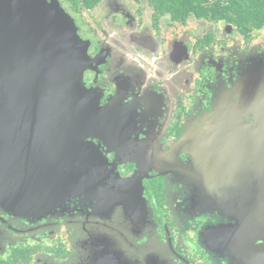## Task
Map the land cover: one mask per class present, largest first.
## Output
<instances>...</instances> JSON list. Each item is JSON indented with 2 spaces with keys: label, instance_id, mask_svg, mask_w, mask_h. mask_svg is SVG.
I'll return each mask as SVG.
<instances>
[{
  "label": "flooded vegetation",
  "instance_id": "flooded-vegetation-1",
  "mask_svg": "<svg viewBox=\"0 0 264 264\" xmlns=\"http://www.w3.org/2000/svg\"><path fill=\"white\" fill-rule=\"evenodd\" d=\"M106 1L65 0L89 66L73 90L52 72L47 94L48 124L56 104L90 125L79 195L0 206V264H264V26Z\"/></svg>",
  "mask_w": 264,
  "mask_h": 264
},
{
  "label": "water",
  "instance_id": "water-1",
  "mask_svg": "<svg viewBox=\"0 0 264 264\" xmlns=\"http://www.w3.org/2000/svg\"><path fill=\"white\" fill-rule=\"evenodd\" d=\"M11 14H14L13 21H10ZM5 15L7 36L3 33ZM16 29L20 31L15 32ZM31 29L37 32L33 31L34 51L38 53L35 57L26 51L30 43L25 36ZM88 66L87 45L59 0H0V205L10 212L41 208L44 205L35 200L46 199L45 190H54L56 207L64 199L79 195V160L87 157L80 153L90 149L81 134L82 130L89 131V122L80 124L74 120L79 116L72 107L56 104L55 124H48L45 119L48 118L51 73L58 79L67 71L71 79L75 78L70 84L73 90L81 86ZM84 119L95 118L87 110ZM49 126L57 129L54 136L49 135ZM41 146L45 147L44 154ZM35 166H44L45 170L43 167L34 170ZM42 171L54 178L32 182L34 174ZM63 192L66 194L61 195ZM135 199H142L138 188H135ZM134 208L137 214L138 204Z\"/></svg>",
  "mask_w": 264,
  "mask_h": 264
},
{
  "label": "trees",
  "instance_id": "trees-1",
  "mask_svg": "<svg viewBox=\"0 0 264 264\" xmlns=\"http://www.w3.org/2000/svg\"><path fill=\"white\" fill-rule=\"evenodd\" d=\"M75 10L93 7L100 0H66ZM146 2L156 14L174 18L186 15H215L238 26H264V0H139Z\"/></svg>",
  "mask_w": 264,
  "mask_h": 264
},
{
  "label": "rangeland",
  "instance_id": "rangeland-1",
  "mask_svg": "<svg viewBox=\"0 0 264 264\" xmlns=\"http://www.w3.org/2000/svg\"><path fill=\"white\" fill-rule=\"evenodd\" d=\"M112 1L113 0H108V1H106L105 3H104V5L103 6H109V4L111 3L112 4ZM61 2H63V6H67V2H65V0H61ZM114 5V4H113ZM72 17V16H71ZM74 19V18H73ZM20 30L19 29H16L15 30V32H19ZM28 32L30 33V30H28ZM42 45H44V44H42ZM30 48H28V51H29V54L32 56V51H30L29 50ZM34 55H38V53L36 52V51H34ZM1 206V205H0ZM112 264V263H111Z\"/></svg>",
  "mask_w": 264,
  "mask_h": 264
}]
</instances>
